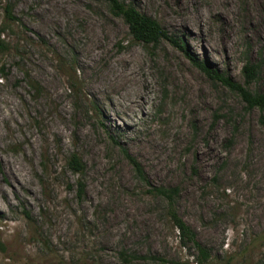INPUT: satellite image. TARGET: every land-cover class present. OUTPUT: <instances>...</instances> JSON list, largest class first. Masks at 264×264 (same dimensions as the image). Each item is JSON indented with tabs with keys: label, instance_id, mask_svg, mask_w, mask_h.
<instances>
[{
	"label": "rangeland",
	"instance_id": "rangeland-1",
	"mask_svg": "<svg viewBox=\"0 0 264 264\" xmlns=\"http://www.w3.org/2000/svg\"><path fill=\"white\" fill-rule=\"evenodd\" d=\"M120 1L188 54L136 40L104 0H0V264H199L125 150L151 183L180 188L175 210L210 264H264V110L190 58L264 94V0Z\"/></svg>",
	"mask_w": 264,
	"mask_h": 264
},
{
	"label": "trees",
	"instance_id": "trees-1",
	"mask_svg": "<svg viewBox=\"0 0 264 264\" xmlns=\"http://www.w3.org/2000/svg\"><path fill=\"white\" fill-rule=\"evenodd\" d=\"M109 3L111 10L118 16L124 18L126 23L129 26L130 33L133 37L141 42L147 44H157L163 39H166L173 43L176 47L186 51L185 44L183 42L177 41L173 36L169 34V32L162 27V25L145 13H142L134 4H125L120 0H104ZM7 19L9 22L11 21H19V19L13 14V8L11 6L6 7ZM5 41H0V44H3ZM188 54V52H187ZM191 60L200 67L209 77L217 78L224 82L231 89L238 92L242 99L248 104L249 108L258 107L264 110V94L251 93L247 88L243 85L236 83L232 78L225 77L220 75L215 70L210 69L205 63L198 62L194 58L190 57ZM244 73L246 75L247 83L251 82L256 78L257 75V67L254 65H249L248 63L244 67ZM28 85L41 93L43 91L42 86L38 81L33 79L28 75L27 77ZM75 86L72 85L71 89L73 90ZM125 154L133 164L137 174L140 176L142 180L150 187V192L161 196L168 202L169 215L171 217V221L175 227V229L179 233L180 242L183 246L193 247L197 252V262L199 264H210L211 262V252L207 248H205L197 239L196 233L193 229L177 214L175 210V200L180 194V188L178 186L174 187H166V186H158L151 183L146 176L144 168L142 164L132 156L127 150H125ZM68 165L70 169L81 176V178L77 181V193L79 198H83L86 193V183L83 178L86 172V164L83 160L76 154L72 155L69 159ZM121 257L126 261L130 262L133 259H141L142 256H138L135 254H129L125 251L120 253ZM153 259L156 260L155 257ZM159 260H163L158 258Z\"/></svg>",
	"mask_w": 264,
	"mask_h": 264
},
{
	"label": "bare ground",
	"instance_id": "bare-ground-1",
	"mask_svg": "<svg viewBox=\"0 0 264 264\" xmlns=\"http://www.w3.org/2000/svg\"><path fill=\"white\" fill-rule=\"evenodd\" d=\"M186 1H188V0H176V2L178 4V7L181 8L182 10L184 9L185 11L188 10L187 7H186ZM190 1L191 2H194L195 0H190ZM232 1L233 0H213V2H214L215 5H218L220 3L221 4H227V3L231 4ZM213 2H211V3H213ZM203 17H204V11L203 10L198 9L197 11H194L192 13L189 11L188 14L184 18L185 24H183V26H190V24L192 25V23H191L192 21L202 22L203 21ZM177 23L182 24L183 22H181L179 20V21H177ZM228 38H229L228 33H225L224 38L221 40L222 41L221 43H222L223 46H228L227 45V43L229 42L228 41ZM206 44L209 45V42L208 41H205V45ZM208 48H210V47H208ZM18 169H22V168H16V167L13 168L12 167L10 170H11L12 174H15V173L20 172V170H18Z\"/></svg>",
	"mask_w": 264,
	"mask_h": 264
}]
</instances>
